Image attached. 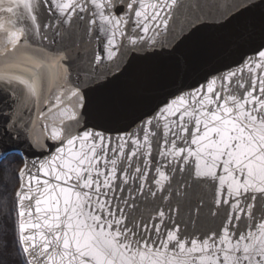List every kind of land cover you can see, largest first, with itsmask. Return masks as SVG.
Segmentation results:
<instances>
[{
	"label": "snow or ice",
	"instance_id": "1",
	"mask_svg": "<svg viewBox=\"0 0 264 264\" xmlns=\"http://www.w3.org/2000/svg\"><path fill=\"white\" fill-rule=\"evenodd\" d=\"M9 164L20 264H264V0H0Z\"/></svg>",
	"mask_w": 264,
	"mask_h": 264
},
{
	"label": "trees",
	"instance_id": "2",
	"mask_svg": "<svg viewBox=\"0 0 264 264\" xmlns=\"http://www.w3.org/2000/svg\"><path fill=\"white\" fill-rule=\"evenodd\" d=\"M18 170V166L9 164L0 173V243L6 238L9 248L5 252L0 248V264H20V260L15 257L12 249L13 236L11 234L12 220L15 218L14 192L17 189L18 181L13 180V174ZM11 213V217L9 214Z\"/></svg>",
	"mask_w": 264,
	"mask_h": 264
},
{
	"label": "water",
	"instance_id": "3",
	"mask_svg": "<svg viewBox=\"0 0 264 264\" xmlns=\"http://www.w3.org/2000/svg\"><path fill=\"white\" fill-rule=\"evenodd\" d=\"M244 38L246 37L242 35L240 39ZM230 43V41L224 40L220 42L194 46L196 47V54L190 59V72L192 74L198 73L204 65L211 61L227 59ZM148 102L149 100L145 96H139L135 100V103L139 106L146 105Z\"/></svg>",
	"mask_w": 264,
	"mask_h": 264
}]
</instances>
